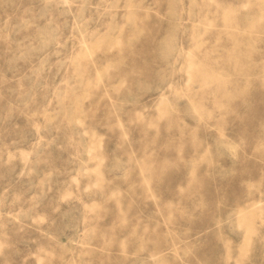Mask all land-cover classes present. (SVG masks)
I'll list each match as a JSON object with an SVG mask.
<instances>
[{"label": "rangeland", "instance_id": "1", "mask_svg": "<svg viewBox=\"0 0 264 264\" xmlns=\"http://www.w3.org/2000/svg\"><path fill=\"white\" fill-rule=\"evenodd\" d=\"M0 264H264V0H0Z\"/></svg>", "mask_w": 264, "mask_h": 264}]
</instances>
